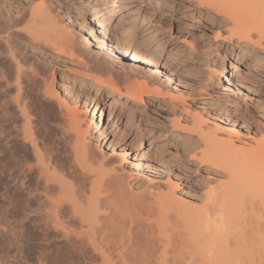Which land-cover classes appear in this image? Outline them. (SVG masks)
Listing matches in <instances>:
<instances>
[{
  "label": "bare ground",
  "instance_id": "6f19581e",
  "mask_svg": "<svg viewBox=\"0 0 264 264\" xmlns=\"http://www.w3.org/2000/svg\"><path fill=\"white\" fill-rule=\"evenodd\" d=\"M29 1L32 4L34 0ZM90 1L92 5L87 15L82 18L83 23L77 19L72 20L74 38L72 33L68 32L70 26H65L47 6L39 3L34 6L30 4L26 8L22 0H0V97L3 99L1 117L3 115L4 121L7 120L10 106L16 112L12 133L7 132L5 126H0L3 128L0 139L7 150L4 146L3 149L9 151L8 155L7 152H2L6 154L2 157L5 164L2 163L4 165L0 167L15 190L24 191L29 201L21 213L15 214L18 215L17 218L13 219L10 215L17 211L16 206L8 186H3L0 191V210L4 223L21 230L24 224L29 222L38 232L35 234L36 242L44 241L48 244L53 240L55 243H64L84 262L126 264L127 261L134 260L131 263L137 264L135 259L138 258V253L144 255L142 250L148 247H144L146 245L143 242L149 243V236L142 232L144 229L140 231L143 227V223H140V235L136 237V232L134 241L127 240L128 235L125 237L123 231L126 224L124 215H137L151 210L150 212H157L156 217L161 216L160 222L156 224L157 228L160 226L159 232L167 226L166 219L163 218L165 215V218L169 216L174 220L173 225L186 234V240H191L196 230L200 229V238L193 242L192 246L193 249L196 244V249L187 247L191 251L187 256L190 260L214 259L219 251L226 254L228 250L223 237L216 238V247L211 246L209 229L214 227L220 231V226L229 222L228 212L244 208L243 199L239 197L241 190L245 189L244 185L250 186L251 189L252 186L262 187L263 192L261 190L262 193L258 194L257 203L264 207V141L255 143V148H238L232 142L235 122L229 115L220 116L226 126L223 131L218 132L206 127V121L200 113L189 112V109L182 107L185 104L184 95L179 99L172 96L165 99L168 93H164L163 89L171 84L172 74L110 35L108 27L112 26L111 19L116 13L126 9L125 3L116 4L114 0ZM185 1L194 2L196 8L205 9V14L219 16L220 22L230 25L227 28L230 39L233 38L237 44L244 45L238 52L242 60L251 61L252 67L264 68V60L256 51L261 48L264 52V0ZM128 15H135L137 21L141 20L137 9L123 12L119 17ZM142 21L141 29L146 35L151 34L155 38V24L146 17ZM180 30L179 28L177 33H180ZM132 31L130 28L129 32ZM99 36L102 39H99ZM158 47L160 51L162 48L160 45ZM29 49L34 53H30ZM83 50L89 51L97 68L106 67L107 72H111L107 79L102 81L88 74H79L77 69L64 71L56 68L48 79L38 81L41 70V58L38 57L40 54L58 62L81 63L80 54ZM242 66L240 61H235L231 62L229 67L222 66L219 70L212 68L209 78L218 80L225 74L226 86L229 89L228 76L232 77L233 72ZM146 68L148 70L144 71ZM247 70L249 71L248 68ZM139 75L149 80L130 82L135 79L132 77ZM75 77L77 82H71L70 78ZM122 81L126 84L121 85ZM23 88H27V96L29 91H34L35 88L43 102L51 104V108L55 106L58 118L51 116L49 110L42 114L46 120H53L56 134L52 133L53 136H50L51 133L43 135L39 132L41 122L45 119L43 117L38 123L41 119L30 99H25L22 95ZM201 90L203 88L199 89ZM79 96H83V99ZM155 100L165 102L168 107L166 110L176 115L174 118L171 116L169 123L170 136L175 140L171 145L175 150L184 155L190 148H195L198 154L189 158V163L197 162L207 173L214 174L213 172L221 170L227 177L228 181L220 186L219 193L218 190L210 189L201 194L204 204L199 208H196V202L184 190H180L181 194L175 193L179 188V175H157L152 165L156 152L152 153V150L158 147H155V144L160 135L156 136V133L149 130L140 132L141 136L137 142L140 152L133 161L129 159L128 149L120 148L119 131L125 130L126 121L135 116L142 117L143 113H146L144 109H147V105L154 104ZM92 109V116L89 118ZM15 141L27 145L28 157L18 156V148H14ZM10 143L14 146L9 148ZM101 143L107 144L105 152ZM190 144L192 147H189ZM161 155L162 153L159 154ZM7 156L13 164L8 163ZM165 164V167L179 170L174 163ZM132 178L145 179L148 187L157 189V192L148 191L149 195H133L129 188ZM163 187L167 188L166 192H161ZM217 217L221 220L219 223ZM116 218L119 227L115 224ZM135 222L137 223V220ZM176 234L179 244L184 246L187 241L179 232L176 231ZM36 252L39 258L44 257L38 248ZM227 254L229 255V252ZM143 255L138 256L145 258ZM143 258L138 259V264ZM231 261L234 262L235 259L232 258Z\"/></svg>",
  "mask_w": 264,
  "mask_h": 264
},
{
  "label": "rangeland",
  "instance_id": "374dc122",
  "mask_svg": "<svg viewBox=\"0 0 264 264\" xmlns=\"http://www.w3.org/2000/svg\"><path fill=\"white\" fill-rule=\"evenodd\" d=\"M22 1L26 8H28L31 4L29 0ZM114 1L116 4H121L124 2L126 9L116 13L111 19L112 26L108 27L110 30V35H112L115 40L126 44L139 55L141 54V56L145 57L147 60L157 63L161 68L164 69V71L172 74L173 80L171 84L163 89V91L165 90L164 93H168L165 95V99H168L169 96L174 97V99H179L181 95H184L185 104L182 105V107L187 108V110L189 109V112L194 111V113H200L202 118L206 121V127L208 126L212 130H218V132L223 131L224 126H226L225 121H223L220 116L229 115L230 118L235 122L233 126L235 129V135L232 138V142H234L238 148H255V143L264 141V68L252 67L251 61L242 60L238 52L244 47V45L237 44L236 40L233 38L230 39L227 31V28L230 25H227L225 22H220L218 20L219 16L212 17L209 14H205V9L196 8L195 3L192 1ZM39 3L52 9L53 13L59 17L60 21H63L65 26H70L67 28L68 32L72 33L71 35H73V30L71 28L72 20L77 19V21H80L82 24V18L85 16V14L87 15L89 8L92 5L90 0H34L31 6L37 5ZM134 9L138 10L141 20L137 21V17L135 15L119 17L121 13L129 10L133 11ZM145 17L147 20H150L155 24L154 28L156 29L157 33L155 38H153L151 34L146 35L144 30H142L140 27V24L143 22L142 19ZM93 23H91V27L93 26ZM130 28L133 29L131 33L129 32ZM179 28L181 29L180 33H177ZM128 33L129 35H127ZM73 37L75 38V34ZM98 38L102 39L101 36ZM158 45H160V48H162L160 51L158 50ZM261 50V48H258V50L256 49V51L260 53V58L264 60V52ZM86 51L87 50H83L84 54H80L82 59L81 63L83 65L79 63V61H73V63H64L63 61L58 62L56 59L53 60L47 55L40 54L38 57L41 58L42 62L40 61L41 70L39 77L37 78L38 81L48 79L51 76L52 71H54L56 68H61L64 71L68 69H77L76 71L80 72L79 74H88L89 76L102 81L107 79L108 75H111V72L108 73L106 67L97 68L96 64L94 65L95 62H93L91 59L92 56L90 55L89 51ZM29 52L34 53L32 49H29ZM235 61H240L243 66L239 67L238 71L233 72L234 75L232 77L228 76L230 79L229 89L226 86L227 82L225 81V74L223 75L224 77L222 76V78L220 76L218 80L215 78H209L212 68L219 70V68L222 66L229 67V64ZM147 70L148 68H146L144 71ZM220 71L222 70L220 69ZM138 77H132L135 79H131L130 82H134V80L135 82H144L149 80L144 76L139 75ZM70 79L71 82H77L76 77ZM1 84L2 83L0 81V86ZM120 84L123 85L126 83L122 81ZM149 84L152 85L151 83ZM201 88H203V90L199 91ZM24 89L25 88H23V90ZM23 90L22 95H24L25 99H30L34 105L33 108L36 109L35 111L37 112L38 117H40L39 119H41L39 121L37 120L38 123L43 120V117L45 119L43 122H41L42 126L39 128V132L43 135L51 133L49 134L50 136L56 134L53 120L52 122L46 120L45 115L42 114L45 110H49L50 114L52 113L51 116L58 118L59 115L57 110L54 109L55 106L52 105L54 108H51V104L43 102L42 97H40L41 95L35 91V88L34 91H29L28 96L27 88L26 90ZM77 90L78 88H76V91ZM23 92L25 93L23 94ZM10 93H12V91H10ZM79 97L80 99H83V96ZM88 99L90 100L91 98L89 97ZM2 102L3 99L0 97V126H5V128L8 129L5 130L12 133L11 129L13 122L16 121V112L13 111L14 108L10 106L11 109L8 108L7 120L4 121L5 119L3 118V115L1 117ZM177 102L180 103L178 100ZM81 103H83V101ZM89 107H92L91 100ZM166 107V103L162 100H155L154 104L147 105V109H144L146 110V113L144 112L142 117L139 118L138 116H135L131 120L126 121L125 130L121 129L119 131L121 135L120 148L123 150L128 149V152L130 153L129 159L130 161H133L134 157L138 156V153L140 152V146L137 145L139 136H141L140 132H146L149 130L156 133V136L160 135L161 137L158 138L155 144V147H158L152 150V153L156 152V156L155 154L153 155L154 160L152 165L155 167L157 175L163 177H166L168 173L170 175H179L181 179L177 183L179 188L175 193L178 195L182 192L180 190H184L194 199L197 204L196 208H199L204 204V198L201 195L202 193L207 192L210 189L215 191L218 190L217 192L219 193L220 186L228 180L224 172L221 170L213 172L214 174H212V172L207 173L201 169L197 162H194L193 164L189 163L188 159L198 154V151L195 148H190V150L184 155L175 150V147L171 145V143L173 144L175 140H173V137L170 136L169 123L170 118H174L176 115H173V112H168ZM54 110H56V112H54ZM53 112L55 115H53ZM92 112L93 109L90 111L89 118L92 116ZM105 115L106 113H104V124L106 119ZM1 127L0 134L2 137L1 132L3 128ZM3 143L4 142L1 140L0 161L3 160V155H6L3 153L7 152L3 149ZM14 143L16 144V147L13 145V143H10L9 148L13 145L14 148H18L19 157H22V155H24L23 157H28V149L26 147L27 145H23L19 141H15ZM101 145L105 152L107 150V144L104 145L101 143ZM5 147L6 146H4V148ZM189 147H192V145L190 144ZM23 150L27 152H24ZM8 152L7 155L9 154ZM160 153H162L161 156H159ZM7 159L6 160L9 164H13L12 160L8 158V156ZM3 161L0 162V166L5 164V160ZM167 162L174 163L177 165L179 170L165 167V163ZM2 163L4 164L2 165ZM2 174V169L0 167V191L2 190L3 186H8L10 195L16 206L15 210H17V213L14 212L10 215L14 219L17 218L16 216H18H15V214L21 213L23 208L28 204V197L25 195L26 193L24 191L22 192V190H15L16 188L10 182L9 178H7L5 174ZM147 175H149V173ZM165 179L166 178H164V181ZM130 183L131 184L129 188L133 195L136 194L142 196L149 195L148 191L157 192V189H150L146 184V180L143 178H132ZM244 187L245 189H242L243 192L241 190V193H239V197L243 199L245 204L242 205L244 208H241L239 211L237 210L238 212L236 210L228 212L229 214L231 213L230 216L228 214L227 218L229 222H225V225L220 226L222 228L221 229L219 227L220 231L214 227L209 229V234L211 235L210 240H212L211 246L216 245L217 237H223L224 243L227 245L226 249L228 250L227 253L229 252V255L227 253L222 254L219 251L218 255L220 256L216 255L214 259L211 258L212 260H190V258L187 256L191 251L189 250L190 248L187 247H191L192 249V246L194 245L193 242L200 238V232H198L200 229L196 230L198 233L195 232L196 234L192 236L191 240H186V234H184L181 229H177L173 225L174 220H172L169 216L165 218V215L163 218L166 219L165 223L167 222V226L162 225V227H165L163 228L164 231L161 229V234L159 232L160 226L158 225L159 227L157 228L156 225L158 222H160L161 216L160 218L156 217L157 212H150V210L147 212L144 211V213L142 212L141 214L138 213L139 215H134L132 213V215L129 214L130 216L124 215V217H126L124 218L126 220V224L124 225L125 227L123 231H125V237L127 235L129 236L126 237L127 240L134 241V236L137 233L138 234L136 237L140 235V228L138 227L140 223H143V227L140 231L144 229L142 232L146 233V236H149L148 238L150 244L147 243V241L143 242L146 245L144 247L148 248L141 247V249L143 248L145 250H142L145 258L139 257L138 255L143 254L138 253V258L136 257L137 259H135L137 260L136 263L138 264V261L143 258V261H141L140 264H264V207L258 205L259 202L257 197L258 194L263 192V190L262 187L259 188L260 186H252V189L248 185H244ZM160 190L161 192H166L167 188L163 187ZM261 190L262 192L260 193ZM1 203L2 198L0 192V206ZM146 217L148 218L149 222H147L148 220ZM141 219L144 221L141 222ZM136 220L137 223L135 222ZM117 221L118 220L116 218L115 224ZM220 221V218L217 217V223ZM29 224V222H26L24 224L25 227L23 226V229L21 228V230L12 226H8L4 223L0 210V264H101L100 261H90L91 263H89V261L84 262L83 259L81 260L80 257L79 259L78 256L71 250V248H68V246L64 245V243H55L52 242L53 240H50L51 242L49 243L51 244H47L44 241L36 242L35 234H38V232H36L35 228ZM117 226L119 227V225ZM149 230L151 233H149ZM175 230L179 232L180 235H182V238L185 241H187L184 246L179 244ZM152 232H154V234ZM164 232L166 234H164ZM151 234L152 236H150ZM193 237L196 240L193 239ZM156 238L160 239V241ZM213 243L215 244L213 245ZM194 247L193 249H196ZM37 248L41 250V252L44 254V257L39 258L38 253L36 252ZM162 250H164V252ZM232 258L235 259V263L231 261ZM144 259L147 261L145 262ZM131 261H127L128 263L126 262V264H130ZM131 264L134 263L132 262Z\"/></svg>",
  "mask_w": 264,
  "mask_h": 264
}]
</instances>
